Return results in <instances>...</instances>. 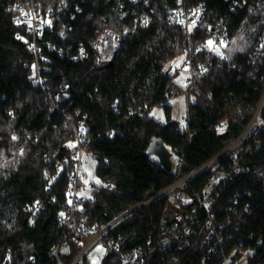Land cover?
<instances>
[{
    "label": "trees",
    "instance_id": "trees-1",
    "mask_svg": "<svg viewBox=\"0 0 264 264\" xmlns=\"http://www.w3.org/2000/svg\"><path fill=\"white\" fill-rule=\"evenodd\" d=\"M34 1L55 16L52 28L37 39L39 62L48 67L46 90L33 82L35 57L29 43L17 38L19 32L30 37L16 23L18 8L29 0H0V264L8 252L16 264H51L69 187L68 172L58 168L73 139L67 119L83 125L88 155L102 158L96 160L95 174L112 186L94 190L92 200L83 202L89 223L95 224L114 220L200 169L242 135L264 104V51L255 53L264 36V0H200L210 16H228L231 40L246 28L248 44L233 56L235 70L215 64L197 82L183 126L172 121L171 105L164 103L179 75L166 66L186 44L179 28L156 18L134 28L132 10L112 0ZM125 9L129 13L122 18ZM106 28L124 34L109 67L102 69L93 54L77 62L69 57ZM127 29L132 31L125 34ZM194 33L195 42L207 39ZM61 50L66 55L60 56ZM157 105L165 109L163 124L150 115ZM154 137L163 139L181 163L179 170L167 171L149 155ZM257 141L241 161L240 173L221 185L214 200L216 222L226 226L218 228L223 241L213 237L205 244L209 231L202 228L206 216L201 212L195 233L177 252L180 264H221L233 251L238 259L245 257V264H264V128ZM211 174L207 169L189 181L188 198ZM37 201L44 207L34 214L31 206ZM174 213L162 197L127 217L116 231L135 233L132 244H145L160 233L162 219L170 221ZM163 256L157 250L145 264H160Z\"/></svg>",
    "mask_w": 264,
    "mask_h": 264
},
{
    "label": "built area",
    "instance_id": "built-area-1",
    "mask_svg": "<svg viewBox=\"0 0 264 264\" xmlns=\"http://www.w3.org/2000/svg\"><path fill=\"white\" fill-rule=\"evenodd\" d=\"M124 7V3L135 15L134 28L145 25L151 19H158L170 27L179 28L185 38V79L183 84H178L177 79L172 85L170 94L164 103H168L182 95L189 97L191 90L197 82L210 72L217 64L219 67L227 66L230 70H235L236 65L229 55L228 48L230 39V19L227 15L217 17L210 16L206 5L200 0H112ZM172 2V3H171ZM237 6L239 3L234 2ZM20 10L16 23L25 27L30 37L23 36L20 32L17 38H23L29 43V48L34 53L35 66L33 82L42 90L48 89L47 77L44 75L48 71L47 66L39 62L40 49L37 39L45 30L52 28L55 16L52 10L45 13L42 7L37 6L34 0H29L25 8ZM129 13L123 10L122 18ZM132 30L127 29L128 34ZM195 31L207 36L205 41L195 42ZM211 42V44L209 43ZM124 43V34L112 28H106L97 33L95 39L89 44H80L77 52L69 55L74 61H81L91 54L97 56L102 63H111L117 56ZM54 49V48H52ZM69 52L72 48L68 47ZM264 51V36L255 47V53ZM66 55V50L60 51V56ZM180 73V68L176 67L174 73ZM178 78V77H177ZM64 89L63 86H61ZM54 110L57 106L53 104ZM261 106L255 113L252 121L246 130L234 140L222 153L210 160L200 169L192 174L179 178L174 184L162 190L158 194L138 205L136 208L120 215L107 223L91 224L85 215L84 201H90L93 191L99 188H111L104 180L95 174L97 161L93 160L89 166L88 146L90 140L86 138L83 125L73 124L67 119L73 130V139L68 145L67 159L58 165L59 170H66L69 174V187L67 190V205L60 217L59 228L60 237L56 244L50 249L51 264H145L147 258L154 252L163 251L160 264H180L177 252L184 248L186 242L195 233L194 223L201 212L205 213V221L202 228L209 231L205 244L213 237L218 243L223 241V237L218 235V228H225L218 225L217 215L213 210L214 200L219 193L222 184L233 180L236 174L240 173V163L243 158L254 149L257 141V134L264 128L262 123ZM185 122V119L183 120ZM12 138L18 140L20 137L16 131H12ZM226 158L227 164L221 161ZM181 163H172V169L179 170ZM90 168V169H89ZM211 170V177L195 193L193 198H188L186 188L189 181L204 170ZM96 177L93 178L92 175ZM166 197L168 203L176 211L173 219L167 221L162 219L160 223V233L152 240H147L145 244H132L135 233L125 234L116 231V227L127 217L135 213L147 204ZM55 200V199H54ZM195 205H192V204ZM42 202L37 201L31 208L35 214L43 209ZM229 224V223H228ZM216 250V249H215ZM97 254V257L92 255ZM224 255V251L221 252ZM242 258H237L236 251L223 257L221 264H240ZM13 252H8L2 264H16ZM243 264V263H242Z\"/></svg>",
    "mask_w": 264,
    "mask_h": 264
},
{
    "label": "rangeland",
    "instance_id": "rangeland-1",
    "mask_svg": "<svg viewBox=\"0 0 264 264\" xmlns=\"http://www.w3.org/2000/svg\"><path fill=\"white\" fill-rule=\"evenodd\" d=\"M246 32H247L246 28L242 29L231 40L227 53L229 55H231L232 57L235 56L236 54L244 52L246 50L247 44H248L247 39H246ZM184 64H185V55L182 54V55L177 56L173 60H171L166 66V69H169L173 73H174V70L176 67L180 68V73H179L178 78H177L178 84H183V80L185 79V76H184L185 66H184ZM188 98H191V100H193V96L187 97L186 95H182V96L177 97V98H175L169 102V104L171 105V119H172V121L179 123L181 126L184 125L183 120L185 119V117L187 115V99ZM263 106H264V104L261 105V108H263ZM150 115L153 119H155L159 123L163 124L166 122L165 109L161 105L155 106L151 110ZM262 123H264L263 120H262ZM88 159L90 161L89 166H91L93 160H95V159L91 155H88ZM172 163L173 164L176 163L175 157L172 158ZM92 177L95 178L96 176L93 174ZM92 256L94 258V257H97L98 255L94 254ZM242 263L245 264V257L242 258V261L240 264H242Z\"/></svg>",
    "mask_w": 264,
    "mask_h": 264
},
{
    "label": "water",
    "instance_id": "water-1",
    "mask_svg": "<svg viewBox=\"0 0 264 264\" xmlns=\"http://www.w3.org/2000/svg\"><path fill=\"white\" fill-rule=\"evenodd\" d=\"M110 66V63H102L101 68L105 69ZM148 153L151 156L156 157L160 164L167 170H172V153L167 149L164 141L160 137H154L152 143L148 148ZM95 160H102L101 157L94 156Z\"/></svg>",
    "mask_w": 264,
    "mask_h": 264
},
{
    "label": "snow or ice",
    "instance_id": "snow-or-ice-1",
    "mask_svg": "<svg viewBox=\"0 0 264 264\" xmlns=\"http://www.w3.org/2000/svg\"><path fill=\"white\" fill-rule=\"evenodd\" d=\"M145 24H147V20H145ZM211 44V42H209ZM13 139H15V137H13Z\"/></svg>",
    "mask_w": 264,
    "mask_h": 264
}]
</instances>
